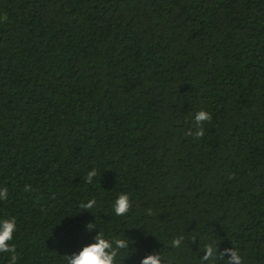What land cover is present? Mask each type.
<instances>
[{
  "label": "trees",
  "instance_id": "16d2710c",
  "mask_svg": "<svg viewBox=\"0 0 264 264\" xmlns=\"http://www.w3.org/2000/svg\"><path fill=\"white\" fill-rule=\"evenodd\" d=\"M3 187L18 264H65L90 222L133 241L125 264H198L212 241L264 264V0H0Z\"/></svg>",
  "mask_w": 264,
  "mask_h": 264
},
{
  "label": "clouds",
  "instance_id": "9594fccd",
  "mask_svg": "<svg viewBox=\"0 0 264 264\" xmlns=\"http://www.w3.org/2000/svg\"><path fill=\"white\" fill-rule=\"evenodd\" d=\"M212 114L206 110H199L195 113L192 127L186 131V135L194 139H202L205 136V123H210ZM98 171L95 167L89 169L83 176V182L87 185H92ZM24 192H31V186L25 185ZM8 199V188H0V200L6 201ZM98 206V201L95 197L80 201L78 207L81 209L80 213L92 210ZM131 196L127 192H120L112 203V208L116 216H127L132 208ZM148 217H155L156 212L152 208H148L145 212ZM99 231L94 236V242L87 244L78 252L71 255H64L65 264H125L126 259L131 258L135 254L130 250V241L126 236L121 238L117 235H106L104 230L90 222L86 225V230L91 233ZM17 231V219L15 216H7L0 218V254H8V264H18L19 254L17 246L13 242L14 234ZM148 234V230L146 229ZM185 237L179 235L171 239L167 247L171 249H180L182 241ZM192 242H196V235L191 237ZM203 256L198 260V264H217V261H222L223 264H245V259L241 251L237 247L226 248L220 251L218 243L212 241L203 246ZM225 257H228L227 259ZM173 258L171 255L152 253L146 255L140 261V264H172Z\"/></svg>",
  "mask_w": 264,
  "mask_h": 264
}]
</instances>
